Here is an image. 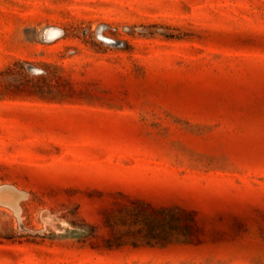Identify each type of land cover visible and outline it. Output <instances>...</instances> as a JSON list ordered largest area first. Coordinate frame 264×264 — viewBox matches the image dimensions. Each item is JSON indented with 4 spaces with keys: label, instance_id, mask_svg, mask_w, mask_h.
<instances>
[{
    "label": "rangeland",
    "instance_id": "rangeland-1",
    "mask_svg": "<svg viewBox=\"0 0 264 264\" xmlns=\"http://www.w3.org/2000/svg\"><path fill=\"white\" fill-rule=\"evenodd\" d=\"M3 188L0 264H264V0H0Z\"/></svg>",
    "mask_w": 264,
    "mask_h": 264
},
{
    "label": "trees",
    "instance_id": "trees-1",
    "mask_svg": "<svg viewBox=\"0 0 264 264\" xmlns=\"http://www.w3.org/2000/svg\"><path fill=\"white\" fill-rule=\"evenodd\" d=\"M120 219L127 222L124 216ZM128 226L126 230H123L126 232L115 233L114 239L108 240L110 246L121 245L126 242L136 245L140 243L165 245L175 241L192 242L200 240L197 239L200 237L193 233L196 231V226L191 223V220L185 219L181 213L172 209L149 210L138 204L134 207V215ZM113 228L115 231H121L116 227Z\"/></svg>",
    "mask_w": 264,
    "mask_h": 264
},
{
    "label": "bare ground",
    "instance_id": "bare-ground-1",
    "mask_svg": "<svg viewBox=\"0 0 264 264\" xmlns=\"http://www.w3.org/2000/svg\"><path fill=\"white\" fill-rule=\"evenodd\" d=\"M64 32L65 31H64L63 28H61L59 26H56V25H52V26L46 27L44 31H43V29H41L40 34L43 36V38L45 40L50 41V40H53L55 38H58V37L62 36ZM100 33L106 39L111 40L110 36L105 35L104 33L102 34V31ZM31 69H34V70L38 71L39 68H38V66L32 64V68ZM6 191H7V189L3 188V189L0 190V193H6ZM12 193L17 194L18 192L16 190H13Z\"/></svg>",
    "mask_w": 264,
    "mask_h": 264
},
{
    "label": "built area",
    "instance_id": "built-area-1",
    "mask_svg": "<svg viewBox=\"0 0 264 264\" xmlns=\"http://www.w3.org/2000/svg\"><path fill=\"white\" fill-rule=\"evenodd\" d=\"M108 28V26L107 25H103V28H102V34H103V32L106 30ZM100 37H101V35H100ZM102 39H104L103 37H101ZM111 38V41H107L108 43H111V44H118L119 42H121V40L120 39H117L116 37H110ZM105 40V39H104ZM106 41V40H105ZM39 68V67H38ZM40 70H42V69H40Z\"/></svg>",
    "mask_w": 264,
    "mask_h": 264
},
{
    "label": "water",
    "instance_id": "water-1",
    "mask_svg": "<svg viewBox=\"0 0 264 264\" xmlns=\"http://www.w3.org/2000/svg\"><path fill=\"white\" fill-rule=\"evenodd\" d=\"M39 70V69H38ZM40 71V70H39Z\"/></svg>",
    "mask_w": 264,
    "mask_h": 264
}]
</instances>
